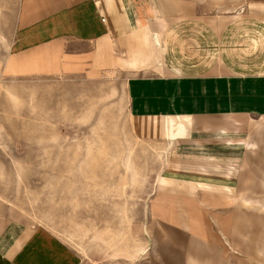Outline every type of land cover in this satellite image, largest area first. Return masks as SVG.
<instances>
[{
	"label": "crops",
	"instance_id": "crops-1",
	"mask_svg": "<svg viewBox=\"0 0 264 264\" xmlns=\"http://www.w3.org/2000/svg\"><path fill=\"white\" fill-rule=\"evenodd\" d=\"M2 73L116 75L161 163L136 210L81 235L0 212V264H235L236 205L264 190V0H19Z\"/></svg>",
	"mask_w": 264,
	"mask_h": 264
},
{
	"label": "rangeland",
	"instance_id": "rangeland-1",
	"mask_svg": "<svg viewBox=\"0 0 264 264\" xmlns=\"http://www.w3.org/2000/svg\"><path fill=\"white\" fill-rule=\"evenodd\" d=\"M18 2L0 0V212L81 235L136 210L161 159L130 136L116 75L82 84L2 73ZM249 192L260 201L236 205L251 242H239L235 264H264V190Z\"/></svg>",
	"mask_w": 264,
	"mask_h": 264
}]
</instances>
